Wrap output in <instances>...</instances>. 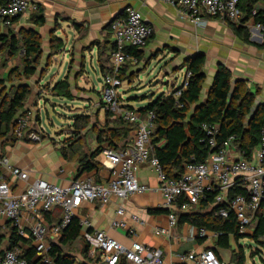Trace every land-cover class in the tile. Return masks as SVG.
<instances>
[{
  "label": "crops",
  "instance_id": "obj_1",
  "mask_svg": "<svg viewBox=\"0 0 264 264\" xmlns=\"http://www.w3.org/2000/svg\"><path fill=\"white\" fill-rule=\"evenodd\" d=\"M29 2L36 6L37 10H28L15 22L11 31L17 35L29 30L38 32L42 39V61L52 58V61H56L57 64V56L62 55L63 62L68 63L64 75L60 79H52L53 81L49 82L51 89L59 81L68 78L73 97L74 91L87 87L81 86V83L86 81L91 85L92 90H98L103 96V78L110 67L113 49L111 23L118 17H124L128 8H133L140 12L144 22L153 29L154 36L140 52V59H137V62L129 61L123 69L124 81L119 90L121 94L119 96L122 97L120 101L124 107L137 111L144 109L157 99L160 88L165 89V93H162L166 96L178 94L184 81L183 74L187 71L184 65L187 60L198 56L205 58L204 72L206 74L199 105L204 104L208 98L218 66L224 65L231 72L233 81L243 82L255 95L260 107L264 106V49L259 47L263 42L259 39L257 32L250 34V39L246 42L236 34L231 24L208 17H203L200 24H195L188 16L181 14L178 8L159 0H108L104 4H99L95 0H29ZM256 8L264 10V3L258 4ZM41 16L44 18V23L39 25L35 21ZM7 32V30H0V35H6ZM54 38L62 40V47L59 50L52 48ZM19 63L20 58L14 59L7 52H0L2 68L8 66L11 72L20 66ZM3 73L1 72L2 75ZM36 77L35 81H37ZM1 79L4 80L3 77ZM42 80L37 81L40 86L45 85ZM94 80L97 81L98 86H93ZM143 94L149 95L143 97ZM140 95L142 97H139ZM42 102L43 99H37L34 116L40 117L38 108ZM102 111L107 117L106 109ZM27 112L34 113L31 109ZM109 120L106 118V121L111 124L109 127L114 128L116 116ZM134 129L135 127L129 134L131 144L135 134ZM61 139L64 140L59 141ZM66 139L64 135L54 138L45 132L40 143L17 140L14 144H6L2 148V153L10 159L13 166L29 174L30 182L44 180L62 188H69L77 179H92L97 185H106L109 174L103 167L99 171L84 173L78 178L79 156L83 152L77 151L71 158L65 159L61 149L69 147L64 143ZM95 143L99 148L97 137ZM103 148H107L106 145ZM77 149L79 150L75 146V150ZM138 177L141 182L151 187L159 185L156 173L148 166L141 168ZM24 188L25 184L20 183L18 190ZM163 202L161 194L149 193L134 195L126 201L113 200L105 207L98 201L84 203L78 211V219L90 222L92 230L103 231L124 246L129 247L133 242L139 241L147 246L162 249L165 258L171 264H181L180 255L191 250L200 252L209 246L217 249L220 258L227 264H231L232 253L239 252L237 250L239 244L233 237H230L231 250L227 251L217 248V241L211 237L207 240H191L189 238L191 225L188 224L178 225L172 230L171 237L157 234L158 230H167L169 226L167 212H156L164 210ZM120 206H123L128 214L125 219L127 228L113 229L112 222L117 219V210ZM130 215H137L144 225L134 223ZM61 216L60 210L49 214L46 218L47 226L52 228L59 222ZM31 221L30 219L27 225ZM13 229L8 222L2 221L0 224V259L10 249ZM132 229L136 231L137 237L130 233L129 230ZM256 231L257 222L244 237L252 239ZM86 232L88 231L85 229L81 230L80 238L73 245L78 249L73 253L69 252L76 258L78 264L88 262L83 254L86 248L84 239ZM26 234L24 238L31 240L29 226ZM58 240L50 238V245L57 243ZM242 241L243 239L240 240V244ZM31 246L33 247V242ZM19 248L28 249L22 244H19Z\"/></svg>",
  "mask_w": 264,
  "mask_h": 264
},
{
  "label": "built area",
  "instance_id": "obj_2",
  "mask_svg": "<svg viewBox=\"0 0 264 264\" xmlns=\"http://www.w3.org/2000/svg\"><path fill=\"white\" fill-rule=\"evenodd\" d=\"M179 9L195 24H200L203 17L215 18L235 27L246 28L250 34L259 33L261 42L264 40V26L255 22L259 10L252 12L251 18L245 22L240 9L241 0H159ZM37 10L29 0H9L0 8V30L12 29L15 19L21 18L28 10ZM112 52L110 67L103 78V98L108 112L118 116L125 123L132 124L135 129L132 144L124 150L117 151L109 146L102 150L96 161L108 172L109 181L106 185H97L92 179H77L69 188H62L44 180L30 182L29 174L10 162L7 156L0 157V224L8 222L18 233L25 237L29 226L30 238L35 250L34 259L23 258L19 249L7 250L0 259V264H53L49 252L50 238L58 240L69 224L78 218V211L84 203L98 201L103 207L113 200L126 201L134 195L159 193L162 195L163 209L167 211L168 229H160L157 234L171 237V232L179 225V214L194 211L207 193L216 192L213 207H219L218 217L227 219L232 213L238 222L239 235L244 236L253 229L259 214L264 215V132L260 145L252 152L251 158L239 149L236 138L231 137L218 144L219 128L204 125L209 155L203 163L192 162L186 165L182 176L177 180L169 179L156 157H152V136L157 127L155 112L146 115L122 105L119 90L124 67L129 61L137 59L127 54L128 48L143 50L154 36L153 29L147 25L140 12L133 8L125 11V16L111 23ZM191 73L183 74L181 91L189 85ZM40 121V120H39ZM37 121L34 113H27L18 120L15 136L17 140L40 143L46 129ZM143 166H148L158 177L159 185L151 187L140 181L138 175ZM238 181L246 184L245 195L229 198L230 191ZM25 188L18 190L19 184ZM184 197L186 202L179 203ZM61 211V220L52 228L48 227L43 217ZM126 209L120 206L117 219L112 222L113 229H126ZM32 220L27 225L29 220ZM130 219L141 226L144 222L137 215ZM82 229L87 230L84 239L89 246L88 257L93 264H171L165 258L162 249L147 246L135 241L127 247L120 244L107 233L92 230L86 220H79ZM91 230V232H90ZM137 237L135 230H129ZM223 234L211 233L205 229L198 230L191 226V240H207L210 237L218 241ZM264 242V235L262 237ZM181 264H227L220 259L212 246L200 252L191 250L180 255Z\"/></svg>",
  "mask_w": 264,
  "mask_h": 264
},
{
  "label": "trees",
  "instance_id": "obj_3",
  "mask_svg": "<svg viewBox=\"0 0 264 264\" xmlns=\"http://www.w3.org/2000/svg\"><path fill=\"white\" fill-rule=\"evenodd\" d=\"M95 1L104 4L108 0ZM8 3L9 0H0V8L5 7ZM261 3H264V0H241L240 9L244 14L245 22L251 18L254 9ZM18 19H15L14 23ZM35 22L42 25L44 18L42 16L37 17ZM255 22L264 26V11L257 13ZM233 29L242 40L249 41L250 33L246 28L233 26ZM11 30L8 29L6 35H0V52H7L14 59L20 58V66L13 69L8 76L9 82L16 80L18 84L13 85L10 89L0 90V157L3 156L2 148L6 144H14L17 141L15 131L18 120L28 113H26L25 107L33 93L32 87L24 81L32 80L38 75V69L43 58L42 39L38 32L29 30L17 35ZM61 47L62 40L54 38L52 48L59 50ZM259 47L264 49V40ZM141 51L132 47L126 50L128 55L136 59H140ZM22 52L23 55H21ZM184 67L191 73V78L188 88L182 91L179 97H176V94L168 96L163 94L153 103L140 110L144 115L149 112H155L156 114L157 127L152 136L153 149L151 155L159 159L165 175L172 180H177L182 176L186 165L191 164L193 161L203 163L208 157L209 147L203 129L204 125L219 128L217 137L219 145L225 140L235 137L239 149L245 151L248 158H251L252 152L260 145L264 132V106L260 107L252 118L256 104L255 95L249 91L243 82H236L233 85V76L224 65L218 66L208 98L194 112L193 109L201 102V95L206 82L205 58L203 56L191 58L187 60ZM121 81H124L123 71ZM4 85H6V81L0 79V87ZM51 90L52 94L58 99L64 101L74 99L68 78L59 81ZM180 91L181 89L178 90V92ZM113 116L114 114L107 111V120ZM39 119L40 117H37V121ZM90 123L89 116H77L74 119L72 128L74 136L87 129ZM114 123V128L107 126L105 132L98 133L97 141L100 147L95 152L90 154L81 153L79 156L78 178L84 173L101 169L102 166L96 159L105 149L103 148L104 145L106 147L111 146L117 151L127 149L131 145L129 134L134 126L123 122L121 119ZM75 143V139L66 141L65 145L69 147L61 149L65 159L71 158L79 151L78 149L75 150L77 144ZM1 174L2 171L0 170ZM245 187V183L238 181L236 187L230 191L229 198L233 199L238 195H245ZM216 194V192L207 193L205 199L200 201L192 213L179 214V225L188 224L198 230L205 229L211 233L223 234L217 241L216 246L227 251L231 250L230 237H233L239 244V252L234 251L232 253V261L237 264H245V253L240 240L246 237L239 235L238 222L232 213L227 219L218 217L219 207H213ZM182 202H186L184 197L179 199V203ZM48 216L49 214H46L43 217L45 223ZM81 230L80 221L75 218L62 232L57 243L51 245L49 255L53 259V264H78L76 258L70 255L69 249L80 238ZM263 235L264 215L259 214L257 216V231L252 240L263 245ZM19 244L27 246L28 249L19 248ZM31 245L32 241L30 239H25L18 233L17 229H13L10 250L19 249L24 259L32 261L35 250ZM214 251L220 258L217 249H214ZM88 252L89 246L86 243L83 254L88 262L83 264L94 263V260L88 257ZM120 264L127 263L123 260Z\"/></svg>",
  "mask_w": 264,
  "mask_h": 264
},
{
  "label": "rangeland",
  "instance_id": "obj_4",
  "mask_svg": "<svg viewBox=\"0 0 264 264\" xmlns=\"http://www.w3.org/2000/svg\"><path fill=\"white\" fill-rule=\"evenodd\" d=\"M57 60H58L57 64L56 61H52V58L48 59L47 61H42L38 69L40 73H38L36 80L38 81L43 79L42 83H44L45 85L40 86L39 82L35 81V77L32 80L24 81L27 84H29L33 89V93L29 99L31 100V103H29V101L26 103L25 111L27 112L29 109H31L32 112L34 111V114H36L35 103L37 102L38 98L43 99V102L39 105L38 110L40 113L41 124L46 129L45 132L54 138L60 135H64L67 137L66 139L67 142L69 140L75 139L77 143L75 144L77 148H79V151L90 154L98 149L95 143V139L98 133L104 130L106 131L107 126L111 125L106 121L107 117L104 115V112L102 111V109H106L104 98L99 93L98 90L96 91L92 90L91 85L88 84L86 80H85L86 84L81 83V86H87L86 87L87 89L84 88L78 91H74L73 100L60 101L58 98H56L52 94L51 84L49 82H51L52 79L54 80L60 79L64 75L68 67V63L63 62L64 59L62 55H60L59 57L57 56ZM60 65H62L63 67ZM10 70L11 69L8 66H3V68L2 66H0V71L4 72L3 75L0 72V79L1 77H3L4 80H8L7 78ZM16 84H18V81L16 80L13 82L6 81V85L1 86L0 90L10 89L13 85ZM93 86H98L96 80L93 81ZM164 90L163 88L158 89L157 98L161 96L163 93H165ZM147 95L149 94H143L142 96L146 97ZM142 96L140 95L139 97ZM119 100H122L121 96H119ZM32 108L35 109L33 110ZM106 113H107V109H106ZM81 115L89 116L91 123L87 129L83 130L81 133H78L76 134V136H74V132L72 129L73 122L77 116H81ZM116 119L117 120L119 119L117 115H116ZM63 140L64 139H61L59 141H63ZM241 246H243L242 249L245 253V260H246L245 264H264V244L263 245L258 244L252 239L247 237L243 239V241L241 242ZM237 247H238L237 250L239 251V245ZM76 249H78L76 246L74 247L72 246L70 248V251H72L73 253L75 252ZM231 264H237V263L235 261H231Z\"/></svg>",
  "mask_w": 264,
  "mask_h": 264
},
{
  "label": "water",
  "instance_id": "obj_5",
  "mask_svg": "<svg viewBox=\"0 0 264 264\" xmlns=\"http://www.w3.org/2000/svg\"><path fill=\"white\" fill-rule=\"evenodd\" d=\"M113 21H114V20H113ZM113 21H112V22H113ZM235 83H236V81L233 82V85H235ZM200 106H201V105H199L198 107H196V108H195V111H196ZM259 107H260L259 102H256L255 107H254V109H253L252 118H253V117L255 116V114L258 112Z\"/></svg>",
  "mask_w": 264,
  "mask_h": 264
}]
</instances>
